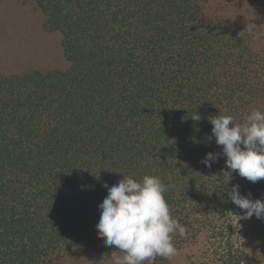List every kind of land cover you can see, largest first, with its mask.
Returning <instances> with one entry per match:
<instances>
[{
	"label": "trees",
	"instance_id": "1",
	"mask_svg": "<svg viewBox=\"0 0 264 264\" xmlns=\"http://www.w3.org/2000/svg\"><path fill=\"white\" fill-rule=\"evenodd\" d=\"M32 2L64 62L16 68L0 23V264L117 263L96 225L126 175L159 176L186 229L152 264H264V219L228 195L264 198V179L200 162L222 151L210 115L264 112V0Z\"/></svg>",
	"mask_w": 264,
	"mask_h": 264
},
{
	"label": "clouds",
	"instance_id": "2",
	"mask_svg": "<svg viewBox=\"0 0 264 264\" xmlns=\"http://www.w3.org/2000/svg\"><path fill=\"white\" fill-rule=\"evenodd\" d=\"M191 117L194 121L202 119L198 112ZM208 120L212 130L207 139L214 140L222 151L208 152L200 162L211 169L224 157L221 174L227 186L234 179L233 173L252 183L264 179V112L252 110L241 123L220 111ZM103 186L108 195L98 206L100 219L96 228L106 246L125 253L117 264H152L157 256L171 261L178 253L173 236L178 232L183 238L186 229L170 213L164 195L167 186L162 179L144 175L137 180L126 175L111 187L107 183ZM228 195L242 210L239 219H264V198L253 199L250 192L243 194L238 183L231 185Z\"/></svg>",
	"mask_w": 264,
	"mask_h": 264
},
{
	"label": "rangeland",
	"instance_id": "3",
	"mask_svg": "<svg viewBox=\"0 0 264 264\" xmlns=\"http://www.w3.org/2000/svg\"><path fill=\"white\" fill-rule=\"evenodd\" d=\"M2 7L0 23L7 26L10 34L9 48L2 51L4 59L18 69L63 64L60 37L42 26L41 16L32 0H2ZM64 264L90 263L85 257L73 260L71 256Z\"/></svg>",
	"mask_w": 264,
	"mask_h": 264
}]
</instances>
